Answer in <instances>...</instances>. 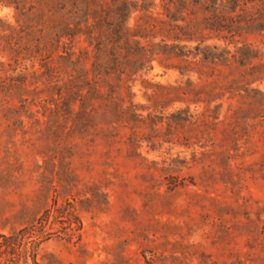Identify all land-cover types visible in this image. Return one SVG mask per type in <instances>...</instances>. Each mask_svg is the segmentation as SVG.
I'll list each match as a JSON object with an SVG mask.
<instances>
[{
  "label": "rangeland",
  "instance_id": "rangeland-1",
  "mask_svg": "<svg viewBox=\"0 0 264 264\" xmlns=\"http://www.w3.org/2000/svg\"><path fill=\"white\" fill-rule=\"evenodd\" d=\"M78 1L0 0V233L70 200L80 227L37 238L38 264L263 261L264 0L234 11L230 0L223 21L188 3L191 21L178 22L190 53L155 56L120 87L111 76L113 98L91 89L90 113L70 93L91 60L75 59L92 54L84 35L65 33ZM149 15L138 5L131 30ZM196 45L221 55L203 59Z\"/></svg>",
  "mask_w": 264,
  "mask_h": 264
},
{
  "label": "trees",
  "instance_id": "trees-1",
  "mask_svg": "<svg viewBox=\"0 0 264 264\" xmlns=\"http://www.w3.org/2000/svg\"><path fill=\"white\" fill-rule=\"evenodd\" d=\"M229 1L159 0L162 11L154 10V7L157 6L155 0H150L149 3L147 0H79L74 3L75 11H79L77 15L79 18L73 21V25L67 26L65 33L72 37L77 34L84 35L88 45L91 46L92 54L86 49L83 58L78 55L75 59L76 63L88 59L91 60L89 68L82 67V73L74 76L76 81L79 80L80 83L76 82L71 85L75 87V90L70 92L75 94L73 101L77 98L80 99L82 109L90 113L95 110L94 100L92 99L89 108L83 102L88 96L92 98L91 89L92 93H95V97L103 99L113 98L115 90L113 85H109L111 76L115 75L117 77V86L120 87L125 76L129 77L143 67H150V62L155 56L164 54L175 57L188 55L190 51L184 52L182 47L186 45L180 44L179 41L183 39L190 40L192 36L184 32V26L178 22L179 20H186L185 18L192 14L187 4L196 5L208 11L212 10V16H217V18L221 19L220 21H223L231 17L223 15L220 7ZM247 1L249 0H235V6L231 11H234L236 5L244 4ZM138 5L141 9L149 11L151 16L149 15L148 22L143 26L142 30L139 28L131 30L128 25V18ZM211 7L213 8L211 9ZM15 8L18 9L19 5L16 4ZM184 12L185 14H183ZM152 13H155V15L152 16ZM159 15H163V17H159ZM189 21H191V16ZM216 25L222 29L227 28V24L224 22L212 24L211 28H218ZM159 30L165 31L166 34L162 35L157 41L154 40L155 34L146 32ZM215 47V45L212 46V48ZM194 48L196 49L195 53L201 52L203 59L215 60L221 55L220 52L208 50L206 47L200 48L199 45ZM73 53L74 50H70L68 52L69 57ZM107 84L109 85V90L105 88ZM57 93L61 95V88H59ZM73 221L77 222V225H71ZM56 223H61L56 230L68 239L80 227V218L76 214L74 205L70 200H66L64 205H57L54 200L52 205L45 208L34 223L19 228L10 234L0 233V264H21L19 259L24 255L22 254V247H24L23 245L29 237L31 259L33 264H38L35 259V249L39 241L36 239L40 236H48ZM23 258V264H28L26 261L27 256L24 255ZM232 264L247 263L239 259L232 262ZM250 264H264V260L260 263Z\"/></svg>",
  "mask_w": 264,
  "mask_h": 264
}]
</instances>
